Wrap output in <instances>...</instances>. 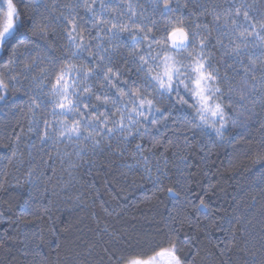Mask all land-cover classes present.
I'll list each match as a JSON object with an SVG mask.
<instances>
[{
  "label": "snow or ice",
  "instance_id": "1",
  "mask_svg": "<svg viewBox=\"0 0 264 264\" xmlns=\"http://www.w3.org/2000/svg\"><path fill=\"white\" fill-rule=\"evenodd\" d=\"M148 3L151 14L139 0H0V53L7 56L0 63V108L12 104L21 112L26 109L28 131L41 145H64L56 151L70 174L109 153L133 161L125 167L144 173L153 198L169 197L167 215L157 212L163 227L157 224L155 233L133 228L109 234L103 249L106 264H201L198 233L217 226L206 202L213 189L210 185L203 196L193 195L186 154L199 147L201 159L207 160L214 148L236 137L243 140L251 122H258L261 135L244 155L251 161L246 171L256 174L252 187L259 192L246 211L239 201L233 206L227 219L236 229L231 243L218 245L212 255L223 258L218 264H240L232 258L239 251L243 264H264V0L258 5L249 0H225L223 5L200 0ZM81 7L91 30L82 25ZM124 33L131 48L123 58L127 77L115 64L117 54L122 56ZM56 35L66 41L59 47ZM85 53L87 66L81 62ZM93 80L99 81V88L90 83ZM17 93L27 97L20 105L15 103ZM169 121L185 126L183 133H173L183 137L182 143L169 140L165 145L157 139ZM12 135L15 141L0 146L11 148L15 157L20 134ZM198 135L207 143H193ZM147 143L151 147L146 150ZM37 179L36 170L30 169L26 183L34 187ZM257 203L261 227L255 233L249 231L247 214ZM189 204L209 223L193 221L186 211ZM185 224L189 228L181 238L179 228ZM241 230L243 248L237 243ZM81 257L75 253L70 264H88ZM99 264H105L104 256Z\"/></svg>",
  "mask_w": 264,
  "mask_h": 264
},
{
  "label": "trees",
  "instance_id": "2",
  "mask_svg": "<svg viewBox=\"0 0 264 264\" xmlns=\"http://www.w3.org/2000/svg\"><path fill=\"white\" fill-rule=\"evenodd\" d=\"M55 2L63 3L65 0ZM205 2L225 4V0H200L201 4ZM20 7L23 9V3ZM193 12L199 14L194 8ZM80 15L84 18L83 27L88 29L89 21L82 7ZM211 19L207 17L208 21ZM54 39L57 47L66 42L59 35ZM120 53L122 56L117 54L115 64L127 77L123 58L129 52L121 47ZM6 60L7 56L0 53V63ZM215 60L220 61L219 53H216ZM39 70L35 69L32 74ZM26 99L23 93H17L15 103L20 105ZM251 123L252 127L243 140L236 137L231 143L214 148L207 160L201 159L204 153L199 147L186 154L191 165L186 171L192 175L189 187L193 189V195L203 196L210 185L213 189L206 202L210 208V219L215 220L217 226L210 227L207 234L198 233L197 244L203 257L201 264H218L223 259L212 253L218 252V245L231 243L230 234L236 229L229 226L227 219L232 215L233 206L239 201L241 211H246L252 196L259 192L252 187L256 174L249 175L246 171L251 161L244 155L249 146H255L261 135L259 123ZM28 126L26 109L21 112L12 104L0 108V145L15 141L13 131L20 134L15 157L11 148L0 146V264H70L77 252L82 253L81 259L87 260L88 264H99L101 256H104L106 264L103 249L111 239L109 234L118 236L135 228L137 232L151 235L155 233L157 224L163 227L157 212L167 215L166 209L171 207V201L166 194H159V199L152 197V184L144 178V173L125 167L126 163L133 161L109 153L97 155L92 158L93 166L85 165L76 171L78 179L61 189L58 178L66 180L65 171L55 161L51 162L52 152L41 145L35 133L28 131ZM177 130L183 133L185 126L169 121L167 129L162 128L156 134L157 139H162L165 145L169 140L182 143V136L173 135ZM197 142L206 144L207 138L198 135L193 143ZM150 147L151 144L147 143L146 150ZM30 169H35L38 177L34 187L26 183ZM42 172L46 174L41 176ZM193 203L198 204L199 199H194ZM259 209L260 203H257L256 208L247 214L251 221L249 231L255 233L261 227ZM186 211L193 221L209 223V219L198 214L191 204ZM188 228L187 224L179 228L181 238ZM241 234L242 230L237 231V243L243 248ZM89 249L91 256L87 255ZM242 257L243 253L237 251L232 258L243 264Z\"/></svg>",
  "mask_w": 264,
  "mask_h": 264
},
{
  "label": "rangeland",
  "instance_id": "3",
  "mask_svg": "<svg viewBox=\"0 0 264 264\" xmlns=\"http://www.w3.org/2000/svg\"><path fill=\"white\" fill-rule=\"evenodd\" d=\"M249 1H250V3H256L257 5L259 4L258 0H249ZM116 2L117 3H122V0H116ZM139 3H141V4H143L145 6V8L147 9V14H151V8H150V5L148 3V0H139ZM111 11H112V9H110V12ZM91 28H92V26H91V23L89 22L88 30H91ZM92 35L95 36V31L92 32ZM123 41H124V46H122V49H125V51L128 50V52H130L131 48L127 47V45L130 44V37L128 36L127 33L123 34ZM213 42H215V41H213ZM219 56H220V54H219ZM84 57H85L84 61H81V62L85 63V65L87 66V59H88L87 58V53L84 54ZM220 60H221V56H220ZM221 71H222V74H223V68L221 69ZM90 83L94 84V86L96 88H99V81L98 80H93ZM114 91L115 90H113V92ZM92 102L96 103V100H95L94 96L92 98ZM101 111H103V108H101ZM49 119H51V117H49ZM46 146L48 147L50 152H52V155H50L51 162L54 163V161H55V163H58L60 165V168L65 171V176L67 177L66 180L58 178L59 181H60V184H58V186H60L61 189H64L65 187H68L69 185L71 186L72 183L78 179V174H77V172H72L70 174L68 164L67 163H63L61 156L57 155L56 149L59 148V149L62 150L64 148V145L61 144V145H58V146H54L51 143H49L48 145H45V147ZM73 159H75V157H73ZM29 186L32 187V185H30V184H29Z\"/></svg>",
  "mask_w": 264,
  "mask_h": 264
}]
</instances>
